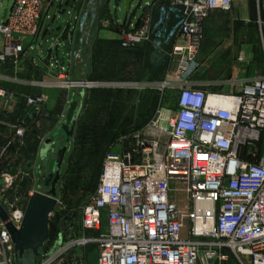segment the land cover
Returning a JSON list of instances; mask_svg holds the SVG:
<instances>
[{
  "label": "built area",
  "instance_id": "obj_1",
  "mask_svg": "<svg viewBox=\"0 0 264 264\" xmlns=\"http://www.w3.org/2000/svg\"><path fill=\"white\" fill-rule=\"evenodd\" d=\"M46 2L14 0L0 18V100L13 97L5 83L17 78L9 69L27 54L24 39L38 34ZM232 9L233 0H152L138 24L120 26L123 49L151 45L173 61L162 84L176 93V106L154 123L167 136L165 147L137 131L125 150L106 156L99 184L79 215L60 207L56 197L50 226L57 228L35 264H88L92 246L96 264H264V74L232 94L208 92V83L193 78L201 66L205 20ZM69 75L44 85L94 84ZM25 100L39 113L47 96ZM3 124L11 136L0 150V204L7 213L6 220L0 217V264H17L7 224L21 228L29 199L23 200L17 184L24 178L34 184L35 178L3 167L10 150L27 145L30 130L21 120ZM68 215L73 221L62 230Z\"/></svg>",
  "mask_w": 264,
  "mask_h": 264
},
{
  "label": "rangeland",
  "instance_id": "obj_2",
  "mask_svg": "<svg viewBox=\"0 0 264 264\" xmlns=\"http://www.w3.org/2000/svg\"><path fill=\"white\" fill-rule=\"evenodd\" d=\"M13 1L0 0L1 18L6 10L11 9ZM150 1L133 0L131 10L127 12L126 0L119 3L111 0V14L118 16L121 22L130 17L136 21ZM108 2L109 0H84L71 36L74 69L69 78L87 80L94 84L90 87H59L58 90L66 93L59 104V110L43 127L40 125L41 121L33 124V128L39 130V138H30L27 146L20 152L10 150L1 162L12 173L22 168L34 176L35 183L29 187L23 185L26 178L18 181L17 188L23 194V200L29 199L28 192L31 189L35 188L43 193L49 190L50 187L44 185V176L55 167L59 149L67 145L62 176L57 185V197L60 207L79 215L99 184L106 156L110 152L124 149L128 139L131 140L137 131L152 139L153 135L158 134L154 123L159 115H168L175 109L176 93L162 84L170 79L167 72L173 67V61L167 53L155 51L153 47L140 49L135 53L111 51L100 40L101 32L106 26H112V21L105 12ZM51 3L52 0H47V8ZM87 13L88 19L85 21L84 15ZM82 21L86 22L84 26L80 23ZM103 35L109 38L117 36L110 30L103 32ZM53 41L50 39L49 45ZM81 92L85 93L82 99L78 97ZM74 98L82 102L83 108L74 134L67 141L65 133L61 132L56 136L55 133L62 125L69 103ZM50 109L48 106V110ZM163 125H167L165 120ZM3 136L0 134V146L5 142ZM50 137L58 141L54 150L48 155L39 152L42 142ZM30 163L31 167L28 168Z\"/></svg>",
  "mask_w": 264,
  "mask_h": 264
},
{
  "label": "crops",
  "instance_id": "obj_3",
  "mask_svg": "<svg viewBox=\"0 0 264 264\" xmlns=\"http://www.w3.org/2000/svg\"><path fill=\"white\" fill-rule=\"evenodd\" d=\"M120 1L117 0L118 3ZM110 3L111 0L107 4L105 12L106 16L109 15L112 26H106L107 28L101 32L100 38L104 41L106 48L111 51L121 50L132 53L138 52L140 49L151 48V45L135 50H125L121 47L120 26L138 24L143 12L136 21L130 17L125 22H121L118 16L111 14ZM83 4L84 0H52L42 16L38 34L35 37L24 39L28 52L16 70L9 69L11 76L17 78V81L7 82L5 85L13 97L8 96L0 100V134L4 135L5 139L0 147H3L11 136L8 126L3 122L25 121L30 129L28 144V140L33 136L39 138V130L33 128V124L41 121L40 125L43 127L46 121H49L48 119L59 110V104L66 94L65 91L58 90L59 87L45 86L44 82L58 78L63 73H72L74 65L71 36L76 28ZM7 12L9 10L5 11L6 14ZM5 13L3 17L6 15ZM55 28L58 30L55 31ZM106 30L113 31L117 36L115 38L104 36L103 32ZM55 36L56 38H54ZM50 39L54 40L51 45H49ZM3 45L4 38L0 35V50ZM200 59L201 66L195 77L198 81L209 84L205 87L208 92L237 93L244 83L263 75L264 0H233V9L230 12H212L205 20ZM2 70L0 69V71ZM40 94L47 96V102L43 110L36 113L33 107L26 104L25 98L28 95ZM84 96L83 92L82 98ZM48 106L51 108L50 110H48ZM81 113L82 110L80 115ZM123 150L125 147L115 153H120ZM87 250V263L96 264L95 247L92 246Z\"/></svg>",
  "mask_w": 264,
  "mask_h": 264
},
{
  "label": "water",
  "instance_id": "obj_4",
  "mask_svg": "<svg viewBox=\"0 0 264 264\" xmlns=\"http://www.w3.org/2000/svg\"><path fill=\"white\" fill-rule=\"evenodd\" d=\"M132 1L126 0V11L130 10ZM82 96L83 92L78 95L80 99H82ZM82 107L83 104L80 100H76V98L71 100L66 110L64 121L56 131L55 136L63 132L67 141L70 139V136L74 134ZM57 143L56 138H47L44 140L40 152L48 155L50 151L54 150ZM67 151L68 146L64 145L56 155L55 168L57 171L55 175L50 174L46 177V184L48 185V180L54 177L47 193L36 191L30 196L21 228L17 229L12 224H7V228L15 243L17 264H35L40 255V248L45 245V242L50 237V214L57 205V185L62 176V165ZM0 217L3 220L7 219V213L1 204ZM67 221L70 223L73 221L72 215H68L61 222L62 230L67 228Z\"/></svg>",
  "mask_w": 264,
  "mask_h": 264
},
{
  "label": "trees",
  "instance_id": "obj_5",
  "mask_svg": "<svg viewBox=\"0 0 264 264\" xmlns=\"http://www.w3.org/2000/svg\"><path fill=\"white\" fill-rule=\"evenodd\" d=\"M152 138H154V139H158V140L160 141L161 150H163L164 147H165V143H166V141H167V136H166V135H162V136H160L159 134H155V135H153ZM127 146H128V141L126 142L125 149L127 148ZM103 165H104V164H103ZM102 170H103V168H102ZM23 185L29 187V185H30V181L26 179V181L23 182ZM56 228H57V227H56L55 225H51V226H50V230H51V232L53 233V231H54ZM37 259H38V258H37Z\"/></svg>",
  "mask_w": 264,
  "mask_h": 264
},
{
  "label": "flooded vegetation",
  "instance_id": "obj_6",
  "mask_svg": "<svg viewBox=\"0 0 264 264\" xmlns=\"http://www.w3.org/2000/svg\"><path fill=\"white\" fill-rule=\"evenodd\" d=\"M56 168L54 167L53 168V170L48 174V175H50V174H56ZM48 175H46V176H44V185L46 186V187H50V185H51V183H52V181H53V179H54V177L53 178H51L50 180H48V182H49V185L48 184H46V177L48 176ZM48 190V189H47Z\"/></svg>",
  "mask_w": 264,
  "mask_h": 264
}]
</instances>
